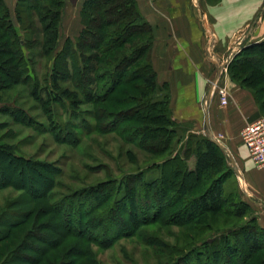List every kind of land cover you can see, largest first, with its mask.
Masks as SVG:
<instances>
[{"label": "trees", "instance_id": "trees-1", "mask_svg": "<svg viewBox=\"0 0 264 264\" xmlns=\"http://www.w3.org/2000/svg\"><path fill=\"white\" fill-rule=\"evenodd\" d=\"M220 1L206 0L210 5ZM64 4L65 0H16L14 22L8 6L0 0V89L19 82L24 74L23 78L34 85L30 96L41 106L66 101L71 120L54 125L48 117L51 131L61 141L73 143L91 132H117L158 159L138 167L135 173L110 179L108 185L98 183L78 192L77 196L96 193L99 199L86 209L76 208V221L89 222L86 228L90 230L100 217L112 221L109 231L94 227L93 237H87L91 231L71 226V213L62 208L66 203L50 202L47 207V200L53 196L50 192L56 187L57 168L18 155L14 146L0 144V189L21 190L32 200L19 216L14 214L13 220L7 219L9 213H1L0 264H13L19 256L27 264H75L76 258L78 264H101L89 246L75 244L67 248L64 240L76 235L107 246L122 236L135 234L144 225L158 222L182 227L183 239L179 238L173 247L178 253L170 250L174 258L170 264H264V227L253 208L255 201L244 196L221 146L207 134L185 130L174 119L169 86L158 81L151 63L152 28L136 0H84L79 12L81 29L76 36L65 37L57 52ZM28 9L33 10L37 27L34 19L26 21ZM35 46L40 57L53 62L51 88L41 89L44 97L25 55ZM227 70L233 82L250 91L259 114L264 116V99L260 96L264 78L254 77L264 75V40L244 42ZM60 81L72 87H63ZM87 103L91 106L88 111L79 109ZM121 105L127 107H117ZM129 155L135 158L132 152ZM153 169L159 170L158 175L146 180L145 172ZM232 175L236 184L228 188ZM118 182L117 190L109 187ZM138 194L144 197L139 208ZM146 199L155 201L156 209L146 211ZM128 200L132 204L129 207L125 205ZM20 203L18 199L13 206ZM105 207L110 209L106 215ZM48 214L51 221L41 222L38 229L42 226L53 237L27 226L28 220L33 226ZM33 240L44 244V249L35 247ZM68 250L73 259L61 261ZM27 252L40 259L31 260ZM12 255L17 257L9 260Z\"/></svg>", "mask_w": 264, "mask_h": 264}, {"label": "rangeland", "instance_id": "rangeland-1", "mask_svg": "<svg viewBox=\"0 0 264 264\" xmlns=\"http://www.w3.org/2000/svg\"><path fill=\"white\" fill-rule=\"evenodd\" d=\"M218 3L212 4V6H215ZM32 11L33 10L31 9L27 10L28 13H26L29 14V17L26 21L29 22L34 19V27H37L35 22L37 20H35V18L33 17ZM65 14L66 13L64 12V15H62V28L60 30L61 34L57 52L60 50V46L63 42V39L65 38V34L71 33L72 31L75 32L79 24L74 19L69 20V18H65ZM257 15L260 14L258 13ZM245 28L246 26L244 25L233 35V37H231V48L233 45H236L240 42L250 43L247 42V38H245ZM25 55L28 59L30 73L37 81L38 89H46V87L47 89L51 88L49 82L51 80V71L53 66L52 59L40 57L39 49L36 46L29 50H26ZM255 55L257 56L256 53ZM58 59H61V57ZM226 75H228L227 66L225 72L218 82V85L213 89V92L216 93L218 99L222 94L219 87L225 86L226 95L229 100L231 91L230 84L232 86H235L236 89H244L250 93L248 89L242 88L231 79V82H227L228 78H226V80H223V76ZM260 75L257 74L254 77L261 78L263 76L264 78V75ZM23 77L24 74H21L19 76V82L15 84H12L10 82L5 87L6 89H0V144L14 146L15 153H17L18 155L28 159H32L34 161H38L39 163H43L48 167L53 166L54 168H57L58 173L56 177H54V184L56 185V187H54L50 192L53 196L52 198H49V200H47V207L50 202L57 204L69 203V206L65 204L64 206H62V208L66 213H71V226H73V229L75 230H79L81 227L83 231H86L85 229H88L86 228V226L89 222L81 223V220L76 221L75 216L78 215L77 210L81 208L86 209L90 205H94L95 200H98L99 198L96 193H92L90 196L88 194V196H77L78 192L84 187L93 186L98 183H104L105 185H108V181H110V179H120L121 176H123L122 173H135L138 167H145L147 165V162L155 161L158 158L149 156L146 154V152H143V150H139L135 147L136 145L127 142V138L125 139V135L117 132H91L84 135L83 137H81L80 135L79 139H77V141L73 143L61 141L60 136L58 137L57 134L55 135L51 131L48 117H52L54 125L64 124L67 121L71 120L66 101L60 103L53 101L52 103L48 102L44 106H41L42 104H40L37 100L30 96V89L34 87V85L30 84V82L26 81ZM59 83L63 87L66 85L70 88L72 87L65 81H60ZM261 85L264 88V83ZM42 92L43 90H41V94L42 97H44L46 94H43ZM260 94V96L264 99V92H260ZM46 106L47 109L43 111L42 108ZM117 107L124 109L123 107L127 106L121 105ZM89 108H91V106L88 103L83 104L79 107V109H82L83 112L88 111ZM14 109L16 111H14ZM257 109L260 108L257 107ZM13 111L15 117L12 116ZM46 112L47 114H45ZM262 112L264 114V111ZM120 114H122L123 117L128 116V113ZM107 122L108 121H105L106 124ZM178 122L181 123L180 121ZM181 125L185 130L188 131H192V126H194L190 122H184L181 123ZM102 130L104 131L103 128ZM193 132L196 134H204L202 132H197L196 130H194ZM130 152L135 155V158L133 157V155H129ZM226 158L229 163L228 157ZM135 160L136 163H134ZM191 162L192 160L190 161V163ZM229 164L231 165V162ZM158 173L159 170L157 169L146 171L145 179L151 180L156 177ZM227 183L228 188L235 187L236 181L234 175L229 178ZM113 184V186L112 184H110L111 186L109 185V187H111V189L113 190V187H115V190L120 187L119 182ZM240 185H242V183ZM114 193L117 194L116 191H114ZM141 197L142 195H139L138 201L136 202L138 204V208L139 204H143L144 201V197ZM18 199L21 200V203L13 206V204ZM146 200L148 202L146 204V211H153L154 208L156 209L155 201H153L152 199L150 201L148 199ZM31 204V197H29L21 190H17L14 188L0 189V220L1 213L4 212L9 213V217L7 218L8 220H13L14 214L19 216L20 211H24ZM125 205L129 207L132 204L128 200ZM78 207L79 209H76ZM118 207L120 208L119 205H116V208ZM106 208L108 207L104 208L105 215L108 214L110 210H106ZM253 208L257 212L258 208L255 205H253ZM119 218L127 223L126 220L122 219L121 217ZM30 219H32V217ZM93 219V222H95L96 218ZM47 221H51L50 214L39 218V221H36L35 225L33 226L32 223H30L28 220L27 226L30 229H32L33 227L35 231L38 230L40 234H48L51 236L53 234L48 230L46 231L42 229L41 225V227L39 226L40 230L38 229V225L41 222ZM52 222L54 223L55 221L52 220ZM111 222L112 221L108 222V219L106 218L100 217V220L95 222L94 227H102L101 229L103 231L104 229L105 231H109L110 229L108 228V226L111 225L109 224ZM1 228L2 227H0V229ZM93 228H91V230H87L91 231L89 232L87 237H93L92 235H94L95 232H92ZM181 230V226L167 224L166 222H158L144 225L138 228L135 234L122 236L119 239L115 240L112 245H96L95 243H92V241H87L83 238L77 237L76 235L67 238L66 240H64V243L67 248L72 247L75 244L77 246L80 245V247L89 246L90 250L94 253L93 256L101 264H170L174 259H172L173 252L170 253V250L174 247L175 244H177L179 238L180 240L183 239ZM101 240L102 239H100V241ZM33 243L35 244V247L37 246L41 249H44V244L40 243L39 241L33 240ZM166 244H168V248ZM60 249L61 248H58L57 250ZM173 251L175 253H178V250L176 248H173ZM70 252L68 250V256H66L67 254H64L65 256L62 257L61 261H71L73 259V255L70 256ZM33 254L34 253L31 252L28 253L31 260L37 261L38 259H40L39 256H33ZM13 256L17 257V255H12L9 257V260H13ZM74 261L75 264H78L80 262V260L77 258ZM13 264L27 263H24L21 259V256H19V259L13 260Z\"/></svg>", "mask_w": 264, "mask_h": 264}, {"label": "crops", "instance_id": "crops-1", "mask_svg": "<svg viewBox=\"0 0 264 264\" xmlns=\"http://www.w3.org/2000/svg\"><path fill=\"white\" fill-rule=\"evenodd\" d=\"M83 1H65L63 15L65 12V18L79 24L64 37H74L81 29ZM4 2L15 22L16 0ZM136 3L152 28L151 63L158 81L169 86L173 117L192 123V131L207 134L221 146L244 196L255 201L258 221L264 227V167L254 165L239 137L244 123L259 115L257 104L248 91L230 84L228 104L222 106L212 86L244 43L230 47L238 30L246 26L247 42L264 40V0H222L215 6L205 0ZM256 12L260 14L257 18ZM226 78L231 82L228 75L223 76Z\"/></svg>", "mask_w": 264, "mask_h": 264}, {"label": "built area", "instance_id": "built-area-1", "mask_svg": "<svg viewBox=\"0 0 264 264\" xmlns=\"http://www.w3.org/2000/svg\"><path fill=\"white\" fill-rule=\"evenodd\" d=\"M226 68H223L225 72ZM217 78L212 82L213 87L218 85ZM222 93L219 97V103L222 106L228 104V97L226 95V87H219ZM239 137L242 145L246 148L248 156L257 167H264V116L258 115L252 120L244 123L239 132Z\"/></svg>", "mask_w": 264, "mask_h": 264}]
</instances>
